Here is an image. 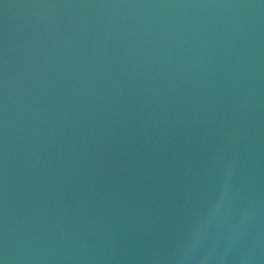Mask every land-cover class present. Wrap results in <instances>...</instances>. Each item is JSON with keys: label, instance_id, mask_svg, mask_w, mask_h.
Listing matches in <instances>:
<instances>
[{"label": "water", "instance_id": "obj_1", "mask_svg": "<svg viewBox=\"0 0 264 264\" xmlns=\"http://www.w3.org/2000/svg\"><path fill=\"white\" fill-rule=\"evenodd\" d=\"M0 264H264V0H0Z\"/></svg>", "mask_w": 264, "mask_h": 264}]
</instances>
